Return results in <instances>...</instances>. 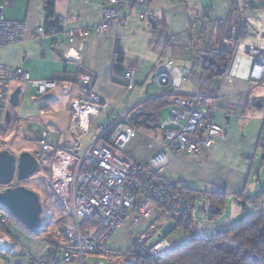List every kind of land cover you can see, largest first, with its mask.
Instances as JSON below:
<instances>
[{
  "label": "crops",
  "instance_id": "obj_1",
  "mask_svg": "<svg viewBox=\"0 0 264 264\" xmlns=\"http://www.w3.org/2000/svg\"><path fill=\"white\" fill-rule=\"evenodd\" d=\"M100 2L101 0L91 2L54 0L53 20L64 29L90 27L101 20ZM0 4L4 5L5 19L24 22L26 25L25 38L21 43L0 47V63L23 68L29 73L31 80L59 79L58 87L53 90H58L60 97L66 96L68 100L71 132L73 114L71 104L80 94L79 88L69 81L74 74L80 71L92 74L95 78V91L110 107L125 112L137 105H145L147 109H152L157 104L150 100V94L157 88L153 73L159 65L170 63L185 71L183 82L191 81L196 87L182 88V82L181 87L172 93L180 96L197 92L213 94L215 107L212 112L215 122L222 128V133L198 155L174 153L157 174L164 179L181 183L187 189L200 192L224 190L226 201L231 196L238 204L239 201H243L246 178L250 173L247 164L251 163L256 152L261 149L259 141L264 127V117L262 112L258 111V107L261 106L259 101L250 96L248 84L242 82L248 79L247 74L253 58L264 56L263 10L243 11L240 14L239 10L243 8L245 0H190L187 5L180 4L179 0H145L141 5L122 1L117 8L118 16L125 18V25L114 23L111 32L91 33L82 40L70 43L64 33L39 40L33 37L34 29L45 24V0H0ZM148 10L153 13L143 20L135 15ZM204 10L208 16H205ZM246 19H249L250 24L245 22ZM243 24H248V28ZM233 25L240 28V38L243 30L246 31V37L241 38L237 46L239 53L231 70L233 75L243 80L230 82L224 79V73L213 76L206 73L203 56L208 58L209 53L206 49L224 36ZM259 31L263 33L258 35ZM71 49L73 53H70ZM119 57L135 66V84L130 89L124 83L125 66L123 62L122 64L118 62ZM13 84V90L20 87L21 93L27 88H32L30 83ZM151 85H154V89L150 91ZM35 94L38 96L36 92ZM162 95L168 96L164 98L168 103L161 106L159 118H162V110L169 108L170 111L171 106L172 97L165 93ZM45 99L49 104L52 96H45ZM108 111L101 110L99 115L93 116L99 117L94 123L90 118L88 133L93 129V135L97 125L110 122ZM156 130L159 133H156ZM162 137L158 128L150 131L139 129L137 137L128 146L126 153L135 161L145 163L159 149ZM91 142L92 136L88 144L83 148L79 147L76 152L68 145L54 143L59 148L81 155L89 148ZM75 143L76 146H80L79 137ZM198 200L202 202L200 211L203 212L205 205L209 204L204 202L203 198ZM59 207L60 214L56 222L58 226L59 223L62 224L60 233L55 230L57 225L52 230L55 231L53 241L57 243L64 241L62 222L64 218L66 219L60 204ZM159 220L161 218L155 222ZM152 222L142 220L130 228L129 219L127 220L128 232L125 241L129 248L135 238ZM45 225H48L46 231L50 229L48 223ZM5 232L10 236V231ZM165 237L166 235L159 234L155 240ZM11 239L21 250L17 255L7 259L0 254V264H27L28 258L25 253L31 252L12 237ZM165 239L170 243L171 249L176 247L172 241ZM47 254L48 250L42 256L33 255L44 257Z\"/></svg>",
  "mask_w": 264,
  "mask_h": 264
},
{
  "label": "built area",
  "instance_id": "obj_2",
  "mask_svg": "<svg viewBox=\"0 0 264 264\" xmlns=\"http://www.w3.org/2000/svg\"><path fill=\"white\" fill-rule=\"evenodd\" d=\"M122 1L101 0V20L95 25L75 29L61 27L59 30L39 25L34 29L33 37L39 40L64 33L68 41L73 43L91 33L111 32L114 23L125 25V18L118 16L117 6ZM189 1L179 0V3L187 5ZM128 2L141 5L145 0ZM3 9L4 5L0 4V47L19 44L25 38L26 25L24 22L5 19ZM256 9L264 11V0H245L239 13ZM152 13L153 11L148 10L135 15L143 20ZM204 14L208 16L206 10ZM245 22L250 24L249 19ZM248 24L243 26L248 28ZM262 33L259 31L258 35ZM240 42V28L233 25L224 36L206 49L210 55L225 52L233 54L231 66L223 75L230 82L234 79L243 80L231 72L239 53L237 46ZM70 53H73L72 49ZM122 62L125 66L124 83L130 89L135 84V66L126 60ZM184 72L170 63L159 65L153 73L157 88L150 94V100L180 88L185 79ZM263 79L264 73H261L259 77H250L246 81ZM69 81L80 90L79 96L71 104L72 130L76 141L78 137L88 133L91 116L99 115L101 110H109L110 122L94 128L89 148L83 154L76 155L72 151L59 148L47 131L33 132L24 128L31 132L30 141L35 144L32 154L38 168L46 171L45 183L56 196L66 217L64 241L47 242L37 238L0 205V254L7 259L21 250L3 229L13 225L48 247V254L44 257L26 252L27 264H84L88 255L114 257L119 263H124L134 255L135 247L130 246L125 253H120L109 250L107 240L129 219L130 228L142 220L153 221L132 243L137 248H143L151 259L160 258L171 250V246L165 238L155 240L159 236L155 220L165 217L187 222L195 215V205L190 202L180 184L162 178L157 172L174 153L198 155L222 133V128L215 122L212 112L215 107L214 95L197 92L172 96L168 117L159 118L157 121V128L163 136L160 147L145 163H140L132 159L126 149L139 133L134 121L143 113V107L137 105L125 112L110 107L95 91V78L88 72L80 71L69 78ZM14 82L30 83L38 95H43L59 85L57 78L31 80L29 73L23 68L0 63V123H5ZM85 224L87 225L84 226ZM89 264L105 263L93 260Z\"/></svg>",
  "mask_w": 264,
  "mask_h": 264
},
{
  "label": "rangeland",
  "instance_id": "obj_3",
  "mask_svg": "<svg viewBox=\"0 0 264 264\" xmlns=\"http://www.w3.org/2000/svg\"><path fill=\"white\" fill-rule=\"evenodd\" d=\"M249 29L251 30L252 27ZM262 36L264 37V35ZM235 81H239V79H234V82ZM242 83L248 84L250 96L259 101V105L261 106L258 107V111L262 112L264 117V79L260 82L251 80L243 81ZM154 85H151L150 91L154 89ZM193 85L191 81H184L182 88L196 87L195 84ZM57 91L58 90H52L47 92L45 96H52V99L48 104L45 96H37L32 88H27L20 94V102L17 106H12L11 104L8 105L7 110L11 113L12 122L8 125V127L5 123H0V150L7 149L15 155H18L22 151L33 153L35 150V144L30 141L31 132L29 131L36 132L39 130L47 131L51 135L53 142H58L60 145H68L69 147H72V149H75V152L79 147L83 148L86 144H88V141L92 136L93 129H91L87 135L79 137L81 144L80 146H76L74 139L75 133L72 129V132L69 129V126L71 127V125L70 113L67 108L68 100L66 96L60 97V93ZM168 111L169 108L162 110V118L167 117ZM97 118L93 116L91 117V119H93V123L98 120ZM24 128H29V131L25 130ZM156 133L159 132L156 130ZM262 153L263 149H259L251 163L248 162L247 164V168H249L250 173L246 178L243 196V201H245L246 205L243 207L241 204H238L233 196H231L226 201L221 215H219L215 220H210L207 212V204L205 205V210L201 212L200 202L197 200L195 202V215L193 217L194 229L199 231L201 234L206 235L214 232L217 227H234L241 218L252 216L257 212L264 210V160L261 159ZM45 176L46 171L38 168V170L28 180L20 183L13 181L11 183L12 186L18 184L24 185L38 195L43 208L41 213L42 227L40 231L34 236L39 239L44 238L47 232L54 235L55 231L52 230L56 227V221L57 218H59L58 214H60V207L57 202V198L49 186L45 183ZM127 220L128 219L124 221L121 228L110 235L109 239L107 240V246L109 250L118 251L120 253H125L128 250L129 245L125 241L128 232ZM46 223L50 225V229L47 231L45 229L48 227V225H45ZM61 225L62 224L59 223V226L57 225L58 227L55 229L59 233ZM157 225V235H166L165 238H167L169 241H172L176 247H179L187 242L185 230L182 227L176 226L173 219L161 218V220L157 222ZM8 230L10 231V236L13 239H15L23 248L33 254L42 256L48 250L46 244L36 240L34 236L21 231L17 227L9 225ZM114 259L115 258L113 257L107 258L102 255H88L84 260V264H89L93 260L102 261L107 264L108 261L113 263ZM115 263H119V261L116 260ZM129 263L130 261L126 260L124 263L120 261L119 264Z\"/></svg>",
  "mask_w": 264,
  "mask_h": 264
},
{
  "label": "trees",
  "instance_id": "obj_4",
  "mask_svg": "<svg viewBox=\"0 0 264 264\" xmlns=\"http://www.w3.org/2000/svg\"><path fill=\"white\" fill-rule=\"evenodd\" d=\"M123 1L128 2V0ZM53 9L54 0H45V24H43V26H50L59 30L61 26L56 20H53ZM52 20L53 22H51ZM243 31L241 38L246 37V31ZM208 55V58L204 59V71L209 73L210 76L221 75L229 69L233 58L231 52H225L220 55ZM209 59L212 60V63L209 62ZM122 61L123 58L119 57L118 62L122 64ZM217 68L221 69V73L218 72ZM167 95H169V97L175 96L172 92ZM166 97L168 98V96L161 95L153 100L152 102H157V104L154 105L152 109H147L145 105H142L143 113L134 121L139 129L150 131L158 127L157 121L159 119V111L162 108L161 106L163 103H168L165 100ZM5 124L8 127L9 124L6 122ZM259 146L263 149L264 154V127L261 132ZM180 185L185 190L190 202L194 205L200 198H203L204 202L209 204L208 217L210 220H215L221 215L222 209L226 203V194L224 190L200 192L187 189L181 183ZM174 221L176 226L182 227L185 230V235L187 236V242L185 244L173 248L158 259H151L145 254L143 248H137L136 245L132 243L130 246L135 248L133 249L134 255L129 258V264H264V210L252 216L241 218L234 227H217L214 232L206 235L194 229L193 219L187 222ZM65 222L66 219L64 218L63 228ZM86 225L87 224L84 226ZM3 229L4 231H9L8 227H3ZM54 238V235L48 234L42 238V240L50 242L53 241ZM115 262L116 260L114 259L113 263L108 261L107 264H119Z\"/></svg>",
  "mask_w": 264,
  "mask_h": 264
},
{
  "label": "water",
  "instance_id": "obj_5",
  "mask_svg": "<svg viewBox=\"0 0 264 264\" xmlns=\"http://www.w3.org/2000/svg\"><path fill=\"white\" fill-rule=\"evenodd\" d=\"M203 58H207L205 55ZM212 63V60L209 59ZM221 73V69L217 68ZM21 88H15L10 95V104L17 106L20 102ZM5 121H11L10 111L6 112ZM264 159V154L261 155ZM38 170V164L32 153L22 151L18 155L7 149L0 150V205L6 208L26 229L36 234L42 224V204L38 195L24 185L12 186L15 180L18 183L28 180ZM243 207L245 202L239 201ZM203 207V206H202ZM204 210V208H203Z\"/></svg>",
  "mask_w": 264,
  "mask_h": 264
},
{
  "label": "bare ground",
  "instance_id": "obj_6",
  "mask_svg": "<svg viewBox=\"0 0 264 264\" xmlns=\"http://www.w3.org/2000/svg\"><path fill=\"white\" fill-rule=\"evenodd\" d=\"M261 73H264V56H255L249 66L247 78L249 79L250 77H259Z\"/></svg>",
  "mask_w": 264,
  "mask_h": 264
},
{
  "label": "clouds",
  "instance_id": "obj_7",
  "mask_svg": "<svg viewBox=\"0 0 264 264\" xmlns=\"http://www.w3.org/2000/svg\"><path fill=\"white\" fill-rule=\"evenodd\" d=\"M8 111V110H7ZM6 122V121H5Z\"/></svg>",
  "mask_w": 264,
  "mask_h": 264
}]
</instances>
